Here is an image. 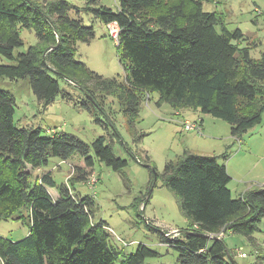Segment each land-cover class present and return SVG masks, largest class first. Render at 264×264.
Returning a JSON list of instances; mask_svg holds the SVG:
<instances>
[{
  "label": "trees",
  "instance_id": "obj_1",
  "mask_svg": "<svg viewBox=\"0 0 264 264\" xmlns=\"http://www.w3.org/2000/svg\"><path fill=\"white\" fill-rule=\"evenodd\" d=\"M215 2L219 0H118L114 11L100 0H85L81 6L69 0H0V81L27 80L47 106L61 93L72 97L61 87L60 80H66L80 88L87 110L103 108L104 101L96 100L101 93L115 97L131 118L141 100L155 92L179 113L191 109L224 120L240 140L264 116V56L253 59L242 46L244 33L230 30L218 12L204 9ZM84 14L118 25L125 81L99 76L76 59L77 43L95 36L94 27L84 24ZM22 30L34 32L38 40L25 52H19L26 45ZM15 112V96L0 87V221L26 210L31 225L20 241L0 237L2 264H142L156 255L140 245L121 260L123 252L113 244L107 225L92 219L93 200L74 193L69 184L87 174L84 168L76 167L67 184L59 185L52 172L31 181L51 158L68 161L75 153L87 168L96 158L121 170L128 161L114 153L118 134L90 145L72 134L20 128ZM145 166L154 178L155 168ZM231 180L219 156L186 150L167 163L165 185L192 225L171 241L157 229L163 242L178 250V264H238L225 242L229 234L255 244L264 220V186H252L236 198ZM48 188H56L59 198L53 199ZM143 201L138 198L135 206Z\"/></svg>",
  "mask_w": 264,
  "mask_h": 264
},
{
  "label": "rangeland",
  "instance_id": "obj_2",
  "mask_svg": "<svg viewBox=\"0 0 264 264\" xmlns=\"http://www.w3.org/2000/svg\"><path fill=\"white\" fill-rule=\"evenodd\" d=\"M69 1L79 6L85 2ZM100 4L116 11L118 0H100ZM204 9L218 12L222 23L230 30L240 29L245 35L242 46L250 49L253 59H262L264 0H219L205 4ZM83 18L86 26L94 27L95 36L89 42L77 43L76 59L99 76L125 81L126 71L120 63L118 42L110 36V28L90 15L84 14ZM21 36L26 45L19 52H25L29 45L38 43L32 31L22 30ZM60 84L72 97L67 98L61 93L46 106L38 100L27 80L0 81V87L15 96V122L20 128L53 129L72 134L90 145L101 136L118 134L119 137H113L114 153L128 161L121 170L115 171L95 158L94 166L86 167V175L82 173L80 180L77 178L69 183L72 171L85 165L84 158L75 153L68 161L51 158L42 172H52L59 185L69 183L74 193L93 200L92 219L97 224L107 225L113 244L123 252L121 260H126L127 256L137 252L140 245H144L157 254L146 257L142 264H178V250L170 243H164L157 229L171 234L167 235L171 241L178 237L174 233L192 228L180 210L178 197L164 182L167 163L179 160L190 147L200 152L203 141L210 138H215L225 149L229 146L227 151L222 147L223 151L217 156L227 168L230 166L232 180L229 188L233 197H240L252 186H264V116L260 124L236 140L231 135V126L224 120L191 109H182L179 113L155 92L141 100L136 117L131 118L111 95L104 97L98 93L96 100L104 101L103 108L94 106L89 111L82 106L86 97L80 88L66 80H60ZM185 119L191 123L196 120L200 123L204 119L203 135L186 130L183 125ZM212 131L215 134L210 133ZM145 164L155 168L154 178ZM40 174L41 171L35 170L31 181L34 182ZM91 174L97 180L94 189L85 183ZM50 191L55 194L57 190ZM138 198L144 201L136 207ZM22 214L25 217H21ZM16 217L0 221V237L16 242L28 236L31 228L26 218L28 212L22 211ZM255 239V244H252L242 235L225 236L227 248L238 264H264V220ZM239 252L248 256L241 257L237 254Z\"/></svg>",
  "mask_w": 264,
  "mask_h": 264
},
{
  "label": "crops",
  "instance_id": "obj_3",
  "mask_svg": "<svg viewBox=\"0 0 264 264\" xmlns=\"http://www.w3.org/2000/svg\"><path fill=\"white\" fill-rule=\"evenodd\" d=\"M185 120H186V121H189L188 119H185ZM196 122H197V120H196ZM200 124H201V126H202V129L204 130L205 120H204V119H201V120H200ZM210 133L215 134L213 131L210 132ZM236 140H239V139L236 138ZM202 146H203V149H200V150H199L200 152H196L197 149L194 150L195 148L193 149V147H190V149H189L188 151H191V152H193V153L200 154V155H206V156H217V155H218V152L223 151V150L225 149L224 146H223L222 144H219L218 141H217L215 138H210V139L204 140L203 143H202ZM222 147H223V150H222ZM228 147H229V146H228ZM228 147L225 149V151H227ZM229 165H230V164H229ZM80 167L84 168L85 171H87V168H86L85 165H84V166H80ZM227 169H228V172H229L230 176L232 177V173H231L230 166H229V168H227ZM36 171H38V172L41 171L40 176H42L43 174L47 173V172H42V168H41V169H37ZM250 188H251V187H250ZM250 188H248V189H250ZM50 189H54V188H48V191H49V193L51 194V196L53 197V199H58V198H59V192H58V190L56 189L57 191H56V193L54 194V193H52V192L50 191ZM248 189H247V190H248ZM247 190H246V191H247ZM244 192H245V191H244ZM244 192H243V193H244ZM169 236H170V234H169ZM255 240H256V239H255ZM257 256H258V255H257ZM0 261H1V260H0ZM1 263H2V262H1Z\"/></svg>",
  "mask_w": 264,
  "mask_h": 264
},
{
  "label": "built area",
  "instance_id": "obj_4",
  "mask_svg": "<svg viewBox=\"0 0 264 264\" xmlns=\"http://www.w3.org/2000/svg\"><path fill=\"white\" fill-rule=\"evenodd\" d=\"M108 27L110 28V36L114 40H116V42H118L119 41V36H120V29H119L118 25L116 23H112V24L108 25ZM183 125H184V128L186 130H188V131L194 130L199 135H203V129H202V126H201V124L199 122L191 123L190 121H185ZM46 132H47V134L52 135V134L57 133V130L48 129V130H46ZM73 172H74V170H73ZM73 172L71 173V175L73 174ZM96 183H97V180L93 176V174H91L90 176H88L87 181H86V184L89 187H91V188L94 189V187L96 186ZM175 234H178V232L175 233ZM237 254L239 256H241V257H247L248 256L247 254L241 253V252H239Z\"/></svg>",
  "mask_w": 264,
  "mask_h": 264
},
{
  "label": "clouds",
  "instance_id": "obj_5",
  "mask_svg": "<svg viewBox=\"0 0 264 264\" xmlns=\"http://www.w3.org/2000/svg\"><path fill=\"white\" fill-rule=\"evenodd\" d=\"M174 234H175V233H174ZM167 235H168V234H167ZM177 235H179V233H178V234H176V236H177ZM168 236H169V235H168ZM170 236H171V234H170ZM174 236H175V235H174Z\"/></svg>",
  "mask_w": 264,
  "mask_h": 264
}]
</instances>
